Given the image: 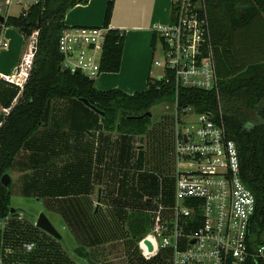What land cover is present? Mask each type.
<instances>
[{
  "label": "trees",
  "instance_id": "obj_1",
  "mask_svg": "<svg viewBox=\"0 0 264 264\" xmlns=\"http://www.w3.org/2000/svg\"><path fill=\"white\" fill-rule=\"evenodd\" d=\"M89 1L40 0L19 16H8L0 26V33L3 28H14L26 41L37 33L33 62L24 86L0 77V262L5 251L1 223L16 215L11 207L13 183L5 187L1 180L44 126L52 100H73L80 109L77 112L80 116L95 120L104 131L123 137L145 136L152 125L148 113L160 103L174 101V87L164 81L148 78L145 91L129 95L120 89L98 90L95 80L80 73L72 74L62 67L58 45L62 32L68 28L66 16L74 7L86 5ZM205 1L219 78L218 89L181 90L179 108L193 107L197 113L210 112L216 120L224 123L229 139L236 143L239 151L241 178L256 201L253 230L258 232L264 230V59L253 53L250 42V51L237 47V44L241 43L242 37L247 42L251 37L257 41V20L264 16V0ZM113 11L114 0H108L103 27H109ZM173 17L174 8L171 21ZM156 41L157 33L154 32L153 47ZM124 43L125 32L110 30L101 62L102 73L120 71ZM81 99L103 114L87 107ZM62 211L63 220L78 236L77 225L82 223ZM93 214L97 216L99 213ZM126 227L129 237L137 245L151 231V216L132 211L127 215ZM40 243L34 252L28 253L31 255L23 260L25 263L32 262L31 258L35 260V257L44 256L47 259L45 264H75L58 251L55 255H48V250L44 251L46 244L44 241ZM160 253L150 259L154 261L149 264H166L159 259ZM74 255L86 264H96L84 246L76 247ZM136 263L146 264L139 260Z\"/></svg>",
  "mask_w": 264,
  "mask_h": 264
},
{
  "label": "rangeland",
  "instance_id": "obj_2",
  "mask_svg": "<svg viewBox=\"0 0 264 264\" xmlns=\"http://www.w3.org/2000/svg\"><path fill=\"white\" fill-rule=\"evenodd\" d=\"M12 9L16 15L26 8L14 5ZM160 47L157 41L156 49L152 47L150 58L145 60L152 81L161 75V70L153 66L161 57ZM134 75L135 69L131 67L119 82L122 88L139 85L133 84ZM101 78L95 79V86H101ZM140 85L143 86V81ZM173 111L170 103L158 104L150 112L152 125L145 136L123 137L104 131L99 122L55 102L37 139L21 152L8 172L13 183L11 207L16 215L1 223L5 241L1 264H45L44 256L25 263L31 255L25 246L34 244L35 250L40 241L46 244L44 251L48 250V255L58 251L75 264H86L74 255L79 246L91 253L96 264L154 261L145 256L142 241L134 245L126 218L130 212L139 211L153 219L157 203L170 205L174 200ZM34 147L40 148L45 157L36 156ZM57 194L64 197L59 201L62 210L82 223L77 225L78 236L62 215L53 213L54 203L41 198ZM94 212L99 214L96 216ZM41 214L62 235L61 241L36 227ZM171 258L170 249L159 254L166 264H171Z\"/></svg>",
  "mask_w": 264,
  "mask_h": 264
},
{
  "label": "built area",
  "instance_id": "obj_3",
  "mask_svg": "<svg viewBox=\"0 0 264 264\" xmlns=\"http://www.w3.org/2000/svg\"><path fill=\"white\" fill-rule=\"evenodd\" d=\"M39 2L7 0L6 5L24 7L23 13ZM173 8V20L156 30L161 57L153 66L161 70L156 80L161 78L165 84H172L175 91L170 104L174 109L175 194L170 205L163 201L156 204L151 231L141 240L142 244L150 239L154 253L142 244L145 256L153 257L170 249L171 264H264V230H253L256 201L241 178L236 143L229 139L224 123L212 113L179 108L181 90L218 89L206 1L173 0ZM110 30L103 26L64 30L58 45L62 67L72 74L98 78ZM36 37L37 33L31 37L33 41L20 68L5 80L24 86ZM7 47L0 34V49ZM154 238L161 242L156 243ZM33 249L34 244L25 246L27 252Z\"/></svg>",
  "mask_w": 264,
  "mask_h": 264
},
{
  "label": "crops",
  "instance_id": "obj_4",
  "mask_svg": "<svg viewBox=\"0 0 264 264\" xmlns=\"http://www.w3.org/2000/svg\"><path fill=\"white\" fill-rule=\"evenodd\" d=\"M6 1L7 0H0V17L6 20L8 16H19L21 13L15 15L12 9L14 6L8 8ZM107 2L108 0H90L86 5H78L74 7L66 16L65 22L67 27L103 26ZM171 15V0H114V11L109 27L111 30H120L125 32L121 68L116 74L102 73L98 77H102L99 82L101 86L98 87V85H96V88L103 91L120 89L129 95H133L138 91H145L147 89L148 78L150 75V68L146 65L145 60L151 56L150 52L153 47V34L159 27L165 26L171 22ZM1 25H3V23L0 22V26ZM257 30V41L256 38L251 37V39L249 38V41L247 42V39L242 37L241 43L237 44V47L250 51V49H248V44L250 42V44L254 47L253 53H257L260 59H264V16L258 18ZM0 34L4 41L8 43L7 48L0 49V77L6 79L11 77L15 71L20 68L24 61V57L27 54L30 43L33 40L29 39L26 41L24 37L14 28H3ZM253 44L256 45L254 46ZM148 62L149 61H147V63ZM131 67L135 69V75L132 78L133 84L139 83V85H126L122 88L119 82L127 75V72ZM141 81H143V86L140 85ZM55 102L66 105L71 110L76 112L80 111L79 107L76 106L73 100L54 99L51 101L50 108L55 104ZM81 112L83 113V111ZM62 126L63 123L61 122L59 127L61 128ZM37 134L30 140L26 147L37 139L35 138ZM33 149L36 153L35 155L41 157L40 155H37L42 154V152H39L40 148L34 147ZM43 156L45 157L44 154H42V157ZM62 196L63 195H44L41 196V198L43 200H50V204L54 203L53 213L61 216L63 215V211L61 208L62 204H60L59 201L64 200V197ZM98 198L100 201L101 196L99 195ZM38 200L41 199L38 198ZM55 204H57V206H55ZM153 257L147 258L151 259Z\"/></svg>",
  "mask_w": 264,
  "mask_h": 264
},
{
  "label": "water",
  "instance_id": "obj_5",
  "mask_svg": "<svg viewBox=\"0 0 264 264\" xmlns=\"http://www.w3.org/2000/svg\"><path fill=\"white\" fill-rule=\"evenodd\" d=\"M0 22L4 23L5 19L0 17ZM160 80H161V78H159V81ZM81 101L87 107H90L91 109H93L97 113L103 114L102 112L98 111L95 107L91 106L87 100L81 99ZM148 115L151 116V113L149 112ZM1 181L5 187H8L12 182L11 177L8 174L4 175L2 177ZM12 212H14V211H12ZM36 227L38 229L44 231L48 235L52 236L54 239H56L58 241H61L63 239L62 235L55 229V227L52 225V223L50 222V220L47 218V216L45 214H41L39 216L37 223H36ZM142 244L148 248L149 253H154V246H153L152 242L150 241V239H145Z\"/></svg>",
  "mask_w": 264,
  "mask_h": 264
}]
</instances>
